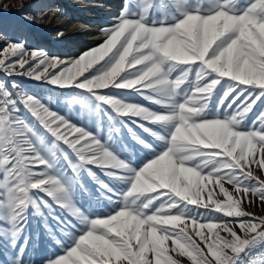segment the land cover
<instances>
[{
  "label": "snow or ice",
  "instance_id": "obj_1",
  "mask_svg": "<svg viewBox=\"0 0 264 264\" xmlns=\"http://www.w3.org/2000/svg\"><path fill=\"white\" fill-rule=\"evenodd\" d=\"M101 33L0 47V264H264V0H122Z\"/></svg>",
  "mask_w": 264,
  "mask_h": 264
},
{
  "label": "rangeland",
  "instance_id": "obj_2",
  "mask_svg": "<svg viewBox=\"0 0 264 264\" xmlns=\"http://www.w3.org/2000/svg\"><path fill=\"white\" fill-rule=\"evenodd\" d=\"M69 1H71V3L68 4L67 14H65L66 10L61 8L59 13L60 16L59 20L57 21L56 20L57 18H55L54 22L51 24L50 19L47 23H45L47 19L46 13L49 8L45 9V7L43 6L44 0H0V47H2L3 44L6 43L7 41L24 42L25 46L29 50L42 49L48 52L50 55H57L60 57H65V56L72 57V56H77L83 51H86L92 47L97 46L99 43L102 42L103 37L97 39V41H94L93 43L86 44L84 45V47L79 49H75L76 48L75 46L78 41L82 40V38L81 39L79 38L81 37L82 34L74 35V41H65L67 37H69V36H65L69 32V30L67 29L72 30L71 32H77L78 30L81 29L80 27L85 24L86 20L81 17L82 14L84 13V10L81 9L82 6H80L81 5L80 3L85 1L88 2L89 0H69ZM71 7L72 8L77 7L79 9H71ZM120 7H121V3L118 5L119 12H120ZM39 13L41 14L39 15ZM118 14L119 13H117L116 15ZM102 16L103 15L101 14V17ZM25 17H31L32 19L31 20L25 19ZM63 22L66 24H63L58 30L51 29L53 25L60 23L62 24ZM100 22L103 23L100 24ZM100 22L90 21L89 27L95 28V30L96 29L101 30L102 28L106 27L111 23V22H107V20L105 19H103ZM60 32H62L63 34L58 35V33ZM13 79L21 81L27 87L41 93L50 87L46 84L35 82L26 79L22 76H16L13 77ZM254 172L255 174L264 176V172H261L259 169H255V166H254ZM241 206L245 211L249 213H253L258 217L264 216V203H261L258 200H256L255 203L253 204H246L242 202ZM111 207L112 205H107L106 203V207L104 208V211H108L109 208ZM216 215H220V214L217 213ZM52 226L53 228H55V224H53ZM221 234L223 235V233ZM170 244L171 242L169 241V245ZM59 251H60L59 246L50 243L48 238L42 234L40 240V246L37 249L34 258L37 261H39L41 257L49 254H54ZM181 259L186 262V258H181ZM187 264H190V262H187Z\"/></svg>",
  "mask_w": 264,
  "mask_h": 264
},
{
  "label": "bare ground",
  "instance_id": "obj_3",
  "mask_svg": "<svg viewBox=\"0 0 264 264\" xmlns=\"http://www.w3.org/2000/svg\"><path fill=\"white\" fill-rule=\"evenodd\" d=\"M69 3H71V1L69 0L68 1L66 0H44L43 6L45 7V9L49 8L46 13L47 19L45 23H47L50 19L51 20L50 23L52 24L55 18H57L56 20L58 21L60 18L59 13H60L61 8L65 9L66 10L65 14H67V9H68L67 7ZM120 3H121V0H89L88 2L86 1L81 2L80 3L81 4L80 6H82L81 9L84 10V13L82 14L81 17L85 19L86 22L84 25L80 27L81 29L79 28L80 30H78L77 32H71L72 30L67 29L69 30V32L65 36H69V37H67L65 41H74V35L82 34L81 37H79L80 39L82 38V40L78 41L75 46L76 47L75 49H79V48L84 47V45L86 44L93 43L94 41H97V39L102 38L103 35L101 33V30H98V29L95 30V28H90L89 22L90 21L100 22L103 19L107 20V22H112L113 17L117 13H119L118 5ZM71 9H79V8L71 7ZM40 14L41 13H39V15ZM101 14L103 15L102 17H105V18H102ZM101 23L103 22H100V24ZM63 24H66V23L63 22L62 24L61 23L55 24L52 26L51 29L58 30ZM69 25H68V28H69ZM83 33H86V34H83Z\"/></svg>",
  "mask_w": 264,
  "mask_h": 264
}]
</instances>
